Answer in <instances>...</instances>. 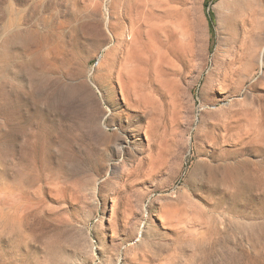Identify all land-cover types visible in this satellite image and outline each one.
I'll use <instances>...</instances> for the list:
<instances>
[{"label": "rangeland", "instance_id": "obj_1", "mask_svg": "<svg viewBox=\"0 0 264 264\" xmlns=\"http://www.w3.org/2000/svg\"><path fill=\"white\" fill-rule=\"evenodd\" d=\"M0 264H264V0H0Z\"/></svg>", "mask_w": 264, "mask_h": 264}, {"label": "bare ground", "instance_id": "obj_2", "mask_svg": "<svg viewBox=\"0 0 264 264\" xmlns=\"http://www.w3.org/2000/svg\"><path fill=\"white\" fill-rule=\"evenodd\" d=\"M18 24V23H17ZM15 23L13 22H10L9 24L3 19L2 21V39L4 41V53H6V48H5V44H6V41L8 40V38L10 37L11 33H12V30L14 29V26ZM14 37V41H16V38L18 37L17 34L13 36Z\"/></svg>", "mask_w": 264, "mask_h": 264}]
</instances>
